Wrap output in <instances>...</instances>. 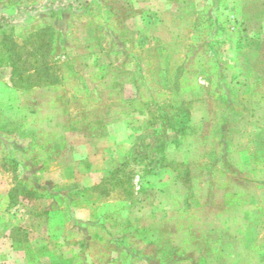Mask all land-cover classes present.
<instances>
[{"label":"rangeland","instance_id":"1","mask_svg":"<svg viewBox=\"0 0 264 264\" xmlns=\"http://www.w3.org/2000/svg\"><path fill=\"white\" fill-rule=\"evenodd\" d=\"M3 13L52 27L61 81L0 83V264H264V0Z\"/></svg>","mask_w":264,"mask_h":264},{"label":"trees","instance_id":"2","mask_svg":"<svg viewBox=\"0 0 264 264\" xmlns=\"http://www.w3.org/2000/svg\"><path fill=\"white\" fill-rule=\"evenodd\" d=\"M14 25L15 16L9 13L0 15V83L15 92L59 84L61 79L54 67L56 63H51L50 60L59 43V37L52 27L44 25L30 31L19 44L13 35ZM161 113L162 115H156L154 124V127L161 130L160 132L169 127L170 120L177 116V114L167 115L162 110ZM179 118L178 121L181 123L184 119ZM124 162L115 168V173L124 169ZM114 172L112 175L115 174ZM100 185L84 187V190H97ZM26 195L29 193L26 192ZM44 212V214L48 213L46 210Z\"/></svg>","mask_w":264,"mask_h":264}]
</instances>
